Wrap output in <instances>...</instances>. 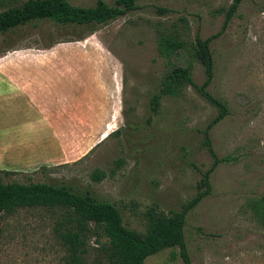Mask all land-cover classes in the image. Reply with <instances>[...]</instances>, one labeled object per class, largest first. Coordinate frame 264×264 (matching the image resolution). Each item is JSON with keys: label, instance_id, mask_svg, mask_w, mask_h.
I'll return each instance as SVG.
<instances>
[{"label": "rangeland", "instance_id": "obj_1", "mask_svg": "<svg viewBox=\"0 0 264 264\" xmlns=\"http://www.w3.org/2000/svg\"><path fill=\"white\" fill-rule=\"evenodd\" d=\"M24 1L0 0V12ZM65 1L87 8L96 0ZM101 1L108 6L114 2ZM134 2V10L96 25L90 35L44 21L0 35V56L48 53L57 57L59 71L81 72L84 88L101 93L99 116L111 118V124L101 127L108 134L89 150L87 142H60L58 153L68 146L71 153L64 164L0 176V181L64 184L88 191L115 206L126 229L143 233L148 212L178 211L194 196L200 174L211 165L201 132L216 115L191 86L179 97L161 96L157 111L149 112V98L168 69L157 52L158 39L172 35L184 43L170 62L187 67L199 86L202 67L190 56L189 46L195 34L204 40L219 31L230 0ZM157 8L167 12L160 14ZM78 35L85 38L73 41ZM208 48L213 79L207 91L227 111L208 137L215 156L229 160L216 166L209 176V194L184 218L186 252L190 264H264V0H242ZM69 79L61 78L59 84L78 96L84 88ZM83 128L85 136L92 127ZM94 172L103 177L94 180ZM70 228L71 216L58 208H23L1 215L0 264H68L60 235ZM84 241L83 264H105L102 249L107 240L101 230L89 227ZM142 264L181 260L173 248Z\"/></svg>", "mask_w": 264, "mask_h": 264}, {"label": "trees", "instance_id": "obj_2", "mask_svg": "<svg viewBox=\"0 0 264 264\" xmlns=\"http://www.w3.org/2000/svg\"><path fill=\"white\" fill-rule=\"evenodd\" d=\"M242 0H230L219 31L204 40L197 34L189 46L190 56L201 65L203 81L196 86L191 80L187 67L175 66L170 62L172 56L183 50L184 43L172 35H163L158 39L157 52L167 60L168 69L159 82L158 91L149 98V112L155 113L161 96L175 98L182 95L185 88L193 87L197 93L214 107L216 115L202 130V145L211 158L210 167L200 174L195 186L194 196L182 204L178 211L167 214L148 212L145 231L138 233L122 225L118 210L110 203L97 200L88 191H74L64 184L40 182H1L0 181V216L8 215L23 208H58L71 216V228L60 235L65 248L68 264H83L86 253L85 237L89 230L100 229L106 238L102 249L105 253V264H142L144 259L163 250L177 249L181 264H190L186 252L183 226L186 214L209 194V176L220 163L228 162V157L217 158L209 141L210 129L227 114L224 103L212 97L207 89L213 79V62L208 45L227 27ZM134 0H114L108 6L96 0L92 7H74L65 0H25L18 7L0 12V35L12 29L35 22L44 21L62 28L84 30L88 35L95 32V26L123 16L134 10ZM160 14L167 12L157 8ZM78 35L73 41L84 39ZM70 42V41H63ZM116 132V131H115ZM19 173L0 171V176L8 177ZM103 174L94 172L92 178L100 180ZM261 217L264 218V197ZM95 242H98L97 240Z\"/></svg>", "mask_w": 264, "mask_h": 264}, {"label": "crops", "instance_id": "obj_3", "mask_svg": "<svg viewBox=\"0 0 264 264\" xmlns=\"http://www.w3.org/2000/svg\"><path fill=\"white\" fill-rule=\"evenodd\" d=\"M56 62L48 53L0 56V171L21 174L64 164L71 153L68 146L59 154L58 143L89 144L87 151L108 134L101 130L111 118L99 116L100 91L89 92L81 72H61ZM66 76L84 88L82 93L73 95L59 84ZM84 126L92 127L85 136Z\"/></svg>", "mask_w": 264, "mask_h": 264}]
</instances>
